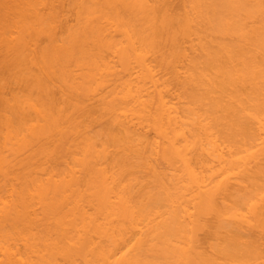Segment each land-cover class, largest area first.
I'll return each instance as SVG.
<instances>
[{
    "label": "bare ground",
    "instance_id": "bare-ground-1",
    "mask_svg": "<svg viewBox=\"0 0 264 264\" xmlns=\"http://www.w3.org/2000/svg\"><path fill=\"white\" fill-rule=\"evenodd\" d=\"M0 264H264V0H0Z\"/></svg>",
    "mask_w": 264,
    "mask_h": 264
}]
</instances>
